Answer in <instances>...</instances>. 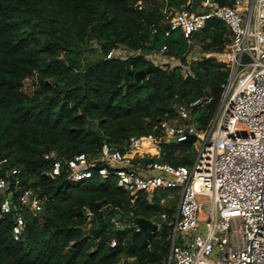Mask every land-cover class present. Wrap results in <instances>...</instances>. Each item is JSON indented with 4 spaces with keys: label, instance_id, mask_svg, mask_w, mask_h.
Here are the masks:
<instances>
[{
    "label": "trees",
    "instance_id": "trees-1",
    "mask_svg": "<svg viewBox=\"0 0 264 264\" xmlns=\"http://www.w3.org/2000/svg\"><path fill=\"white\" fill-rule=\"evenodd\" d=\"M181 8L194 10L195 2L0 0V176L17 171L13 202L27 189L41 200L39 212L24 209L17 240L13 212L0 213V264L164 263L176 191L164 203L169 190L143 193L130 203L114 179H51L44 156L54 151L65 160L77 154L93 158L104 143L122 152L131 135H161L159 118L176 117V106L200 97L210 101L193 109L192 122L206 129L228 77L227 66L206 54L223 51L231 33L211 19L189 42L164 19ZM163 46L164 56L187 65L185 74L178 65L162 67L148 59ZM195 47L197 58L188 61ZM111 50L125 57L106 58ZM149 65L153 70L135 82L130 72ZM30 76L34 87L27 94L22 83ZM195 154L191 141L169 142L144 160L190 166ZM135 217L157 224V230L136 231Z\"/></svg>",
    "mask_w": 264,
    "mask_h": 264
},
{
    "label": "built area",
    "instance_id": "built-area-1",
    "mask_svg": "<svg viewBox=\"0 0 264 264\" xmlns=\"http://www.w3.org/2000/svg\"><path fill=\"white\" fill-rule=\"evenodd\" d=\"M193 2L194 10L165 13L169 30H179L190 42L207 21L217 19L231 33L223 51L206 54L228 68L206 129L197 130L192 122L193 109L210 101L200 97L176 106V117L159 121L161 135H131L122 152L106 143L93 158L77 154L65 160L49 151L44 156L49 163L46 174L70 182L114 179L130 203L143 193L176 191L179 198L175 217L167 222L171 232L163 264H264V0H187L188 5ZM166 50L163 46L160 54ZM123 54L111 50L106 58ZM172 139L198 143L190 166L144 160L158 156L161 143ZM16 174L9 169L0 176V213L13 212L12 235L17 240L24 230V209L39 212L41 200L27 189L13 202ZM135 229L140 230L137 225ZM115 245V239L110 240L109 246Z\"/></svg>",
    "mask_w": 264,
    "mask_h": 264
},
{
    "label": "rangeland",
    "instance_id": "rangeland-1",
    "mask_svg": "<svg viewBox=\"0 0 264 264\" xmlns=\"http://www.w3.org/2000/svg\"><path fill=\"white\" fill-rule=\"evenodd\" d=\"M199 48L195 47L194 50L192 52L189 53L188 55V61H191V60H194L197 58L196 56V52ZM125 55V54H123ZM148 59H150L153 64L155 65H159V66H164V67H174V66H180L181 68V71L183 74H185V71L187 70V65H181L179 63L178 60L174 59V58H171V57H167V56H164L163 54H160V53H157V54H154V55H150L148 56ZM33 81H34V77H28L26 79H24L23 83H22V89L27 93V94H31L32 91H33ZM195 148L198 147V143L196 145H194ZM152 155H157V152L152 154ZM173 196V192L172 191H169L167 195H165L164 199H167V198H170ZM166 202V201H165ZM206 209V205L204 206V210ZM162 219H166L165 215L164 216H161Z\"/></svg>",
    "mask_w": 264,
    "mask_h": 264
},
{
    "label": "water",
    "instance_id": "water-1",
    "mask_svg": "<svg viewBox=\"0 0 264 264\" xmlns=\"http://www.w3.org/2000/svg\"><path fill=\"white\" fill-rule=\"evenodd\" d=\"M153 66L152 65H149L148 67H146L145 70H140V71H136V72H130V74H133L134 75V81H140L142 80L146 73L150 72L151 70H153ZM162 119L159 118L158 121H161ZM195 139V136H191L190 137V140L193 141ZM171 143H176L174 139L171 140ZM132 222L134 225H137L140 229H143V230H146V231H149V232H154L157 230L158 226L157 224L151 222L150 220L148 219H144V218H141V217H135L132 219ZM121 229H123V227H121Z\"/></svg>",
    "mask_w": 264,
    "mask_h": 264
},
{
    "label": "bare ground",
    "instance_id": "bare-ground-1",
    "mask_svg": "<svg viewBox=\"0 0 264 264\" xmlns=\"http://www.w3.org/2000/svg\"><path fill=\"white\" fill-rule=\"evenodd\" d=\"M148 149H149V151H151V153H153L155 151L154 148H152V147H150Z\"/></svg>",
    "mask_w": 264,
    "mask_h": 264
},
{
    "label": "crops",
    "instance_id": "crops-1",
    "mask_svg": "<svg viewBox=\"0 0 264 264\" xmlns=\"http://www.w3.org/2000/svg\"><path fill=\"white\" fill-rule=\"evenodd\" d=\"M150 147H152V148H153V146H150ZM154 153H156V152L154 151V152H153V154H154Z\"/></svg>",
    "mask_w": 264,
    "mask_h": 264
}]
</instances>
